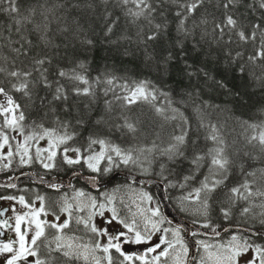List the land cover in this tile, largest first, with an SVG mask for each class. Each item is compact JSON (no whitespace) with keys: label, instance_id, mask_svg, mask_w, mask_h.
Here are the masks:
<instances>
[{"label":"snow or ice","instance_id":"6c2138e0","mask_svg":"<svg viewBox=\"0 0 264 264\" xmlns=\"http://www.w3.org/2000/svg\"><path fill=\"white\" fill-rule=\"evenodd\" d=\"M100 3L118 9L129 29L114 39H106L105 43H134L146 64H154L157 71L168 74L171 65L179 63L189 79L192 76L199 78L202 73L205 80L228 88L223 80H216L203 66L195 68L187 58L189 42L193 51H200L207 45L209 51L204 53L205 56L212 55L211 49L215 45L218 52L224 53L227 66H235L240 76L247 75L264 89V0H249L247 4L245 0H100ZM241 6L259 15L260 20L241 21ZM85 7L94 11L96 4L93 0H31L24 7L19 0H0V13H7L13 21L10 29L0 30V167L8 169L13 159L18 158L20 165L39 160L45 169H50L56 166L60 152L67 164L83 161L92 172L102 173L112 170L111 167L101 168L102 162L116 167L127 166L138 162L137 153L145 158L159 154L174 163L189 162L191 171L184 178L186 182L202 177L197 181L199 186L182 200L198 203V212L205 218L209 215L210 201L217 196L223 198L224 206L220 211L226 220L232 217L233 208L241 203L244 205L240 208L241 215H247L254 207L264 210V167L257 168L254 164L256 160L264 164V119L240 121L241 142L238 138H229L226 122L213 119L217 110L224 109L203 100L197 87L191 91L182 90L177 98L151 80L125 79L107 71L93 79L88 75V61L75 56L68 66H57L55 77H51L52 56L47 52L33 54V49H59L61 45L54 42L57 36L69 39V46L73 48L77 44L85 51L94 48L96 41L88 35L89 31L95 35L93 26L89 24L86 28L71 14V9ZM119 19L105 8L104 37H113ZM161 45L163 51L158 52ZM248 47L252 48L251 53L247 51ZM5 48L11 55L4 52ZM123 54L130 52L125 49ZM23 58L28 62L25 63ZM43 89H47V93L41 96L39 91ZM98 89L104 96L112 94V100L105 101L106 112H112L113 103L119 101L126 110L142 104L155 113L159 130L153 128L150 133L141 128L143 122L139 118L133 120L127 114L120 117L123 123L113 126L122 132L126 130L133 138L142 133L153 135L155 139L151 145L123 148L106 136L93 134L87 138L86 147L74 146L70 142L79 133L71 121L56 116L53 128L46 127L43 119L25 123L28 116L21 98L33 106L38 100L47 116L56 112L57 102L70 112L72 104L68 102L72 96L95 101ZM186 107L192 109V116L184 110ZM91 111L89 106L88 112ZM259 111L264 115V108ZM106 120L107 117L102 116L96 123L103 124ZM75 123L79 126L86 123L84 113H80ZM168 125H171V131L167 132L165 141L163 132ZM42 140H47V147H39ZM69 152L75 153V157L68 156ZM237 171L239 178L229 187L228 180ZM92 180L94 183L95 178ZM49 186L59 190L58 185ZM0 187L15 188L16 185L0 184ZM119 191L102 194V200H98L77 190L71 197L74 203L69 202L67 196L61 198L59 212L46 207L44 196L37 197L39 207L23 195L0 196V200L16 201L26 209L20 212L13 207L14 217L0 219V237L7 231L15 234L14 238L0 240V257L4 264H136L137 261L139 264H189V247L180 235V229L162 228L164 220L158 208L147 215L139 205L138 211H132L129 205L130 216L122 215L116 205ZM139 196L142 200H152L146 192ZM120 203H124L123 198ZM6 211L0 210V217ZM106 211L110 212V218L105 216ZM50 214L54 217L51 221L47 219ZM61 215L65 216L63 220ZM97 216L108 225L119 224L124 231L112 232L99 227L95 222ZM260 216L264 223V211ZM201 226L210 228L214 238L220 236L217 226L211 225L210 221ZM157 233L160 234L158 242L153 243ZM127 244L147 247L142 253L130 254L124 249ZM197 244L202 249L198 264H264V246L252 243L241 234H232L216 243L198 240ZM250 252L251 258L242 262V257Z\"/></svg>","mask_w":264,"mask_h":264},{"label":"trees","instance_id":"16d2710c","mask_svg":"<svg viewBox=\"0 0 264 264\" xmlns=\"http://www.w3.org/2000/svg\"><path fill=\"white\" fill-rule=\"evenodd\" d=\"M19 2L27 7L31 0H19ZM75 2V0H72ZM96 4V8L93 11L87 7L83 9H71L72 16L78 17L80 21L87 28L91 24L94 28L95 35L92 31L88 32L92 38L96 41L95 47L88 51H85L78 44L73 48L69 46V39L57 36L54 42L60 44L59 49H41L34 48L33 54H43L47 52L48 55L52 56L53 63L50 69L51 77H55L57 66H68L75 58L88 61V75L91 78H95L98 75L107 71L108 73H115L117 76L123 77L125 79L131 80H151L155 82L160 87L164 88L166 91H171L173 96L179 97L182 94V90L191 91L193 87L200 89V94L203 100L208 101L212 105L218 106V109H224V111L217 110L213 119L219 120L221 123L226 122V134L230 139H239L243 141V136L241 135L242 129L240 127V121L243 120H255L259 121L264 119V115H261L260 109L264 108V89L260 88L256 82L249 79L247 75L240 76V74L235 70V66H227L224 60V53L218 52L215 45L212 46V55L205 56L204 53L209 51L207 45H204L200 51H193L192 44L189 42L186 47L188 48V59L193 63V66L199 69L201 66L205 67L216 80H223L228 88H221L211 81H207L203 78V74L197 76H192L189 79L182 71V65L179 63H174L171 65L168 74L163 71H157L154 64H146L143 55L140 51L136 50V45L134 43L129 44L127 42L121 41L118 45L105 43L106 39H114L118 37L122 31H127L128 26L125 23V18L116 8H113L111 4L107 6L100 3V0H93ZM249 0H245L247 4ZM105 8L108 11L113 12L114 17L118 16L119 22L118 27L115 29L114 35L111 38H106L103 35V22H104V12ZM239 12L242 14L239 16L241 21L247 23L248 21H259L260 16L254 12H250L247 8L241 6ZM12 19L7 13H0V30L7 31L12 27ZM132 32L135 31L134 28L131 29ZM35 40V37H33ZM75 43V42H73ZM234 47V46H233ZM164 46L161 45L157 51L162 52ZM127 49L130 54L124 55V51ZM247 51L251 53L252 48L248 47ZM6 54L8 53L7 48L4 49ZM59 53V55H53V53ZM63 57V59H62ZM25 63L28 62L27 58H23ZM239 93L237 96L235 93ZM47 93V89L39 91V95L43 96ZM17 96L20 94L17 93ZM112 94L109 93L108 96H104L102 90L98 89L97 98L92 101L89 97H76L72 96L68 103L72 104L71 111H65L60 102H57V110L55 113H48L45 116V110L41 109L39 101L33 106L26 99L21 98V103L26 104V114L28 119L25 123L31 124L32 121L39 122L43 119L46 127L53 128L56 126L55 117L59 116L61 120H68L75 126V130L79 135L70 143L74 146L86 147L87 138L93 134L99 136H106L112 142L120 145L123 148H138L143 145H151V142L155 137L153 135L141 134L138 138H133L131 135L123 132L118 128L113 126L117 123H123L120 119L122 114H127L133 120L139 118L143 123L140 125L141 128L145 129L146 133H150L153 128L159 130L155 113L147 105H133L131 109H124L120 105L122 102L115 101L113 103V111H105V101L112 100ZM91 107L92 111L89 113L88 108ZM189 116H192V109L186 107L184 109ZM80 113H84V119L86 123L83 126L76 125V119L79 118ZM106 116L107 120L103 124H97L96 121L102 117ZM195 123V120H193ZM171 131V125L166 127L163 132V139L167 140V132ZM159 143V141H157ZM201 146H203V140L200 141ZM98 150V149H97ZM87 153H85L86 155ZM139 156L138 162L136 164L123 165L119 167L115 165H108L106 162L101 163V168L111 167V172L99 173L101 179L107 180L116 171H124L126 173L134 174L139 177L155 179L162 184H164L170 203L177 209H182L186 211L187 214L191 216L189 219L193 224L205 230L211 232L210 228H204L201 225L205 222L211 223V225L217 226V231L222 230L227 226L232 227H243L250 230H264V223H261L262 217L260 212L263 211L259 207H254L251 212L247 215L240 214V208L244 205L241 203L233 208V215L230 219H225L220 211L221 207L224 206L223 198L217 196L210 201L209 215L207 218L200 215L198 209L200 205L198 203H191L189 201H183L182 197L189 194L194 187H198L197 181L202 177H197V181H185V176H187L191 171V166L188 161H177L171 162L166 157L153 154L141 155ZM253 163V162H249ZM56 166L49 171H44L39 169V167H34L29 169L33 171L37 176L50 178L54 176L66 177L74 171H81L82 173H89L87 168L82 165H69L67 164L61 153L58 152V156L55 160ZM255 167H264L259 160L254 162ZM247 167V165H245ZM239 178V172H234L228 180V186L234 185ZM75 184L81 188H85L79 182ZM183 184L184 187H180ZM175 185V186H170ZM21 187L26 186L35 190L36 194H44L48 198L47 206L56 210L57 199L59 197L58 193L51 192L44 187L35 186L30 181H22ZM128 187V182L122 178L114 180L111 184L106 187L107 194H111L116 189H122ZM145 190L152 194L150 189ZM1 193V191H0ZM11 193V192H8ZM118 193V192H117ZM245 237L251 239V242L260 244L264 243L263 237H251L246 234H241Z\"/></svg>","mask_w":264,"mask_h":264},{"label":"rangeland","instance_id":"374dc122","mask_svg":"<svg viewBox=\"0 0 264 264\" xmlns=\"http://www.w3.org/2000/svg\"><path fill=\"white\" fill-rule=\"evenodd\" d=\"M14 135V134H13ZM20 139V138H18ZM16 141H13V144H15ZM39 147L41 148H44V147H47V140H42L39 142ZM35 149H33V153H34ZM46 155V154H45ZM68 156L70 157H75V153L73 152H69L67 153ZM58 156V154H57ZM61 156L63 158V154L61 153ZM57 158V157H56ZM64 160V159H63ZM38 163H41L39 160H36ZM45 162H48L45 160ZM83 161L80 163V164H77V165H82ZM16 164H19L18 163V158H15L13 159V164L10 168L8 169H5V171H7L8 173H12L13 172V168L15 167ZM27 166H29L30 164H26ZM86 165V164H84ZM24 166V165H22ZM25 167V166H24ZM1 168V167H0ZM120 189V188H119ZM141 192H144L142 190H133V189H130V186L128 187H124L122 189H120V191L118 193H116L117 195V201H116V205L118 207V209L121 211L122 215H125V216H130V213L128 212V207L127 206H131L132 208V211H138L139 209L137 208V205H139L140 208L146 210V214L147 215H151V211L152 209H155L154 206H153V201H146V200H142L139 196V193ZM105 194V193H103ZM148 194V193H147ZM149 195V194H148ZM150 196V195H149ZM100 199L98 200H102V196H99ZM123 198V201L124 203L121 204L120 203V199ZM139 199V200H138ZM133 201H135V203H133ZM74 203V202H73ZM1 206H6V207H9L11 208V210L13 209V207H15L18 211L20 212H23V211H26V209H23L18 203H16V201H7L5 203H0ZM35 206L36 207H39L40 206V202H36L35 203ZM264 211V210H263ZM13 212V211H12ZM77 214H81V213H77ZM110 212H105V216H108L110 218ZM65 217L61 218L62 220L64 219ZM48 220H53V217H50L48 218ZM96 224L101 227V228H108V226L106 227V223L104 221L103 218L97 216V219H96ZM111 226H114V227H119L121 229V231H124V229L122 228V226H120L119 224L113 222V224H111ZM109 229V228H108ZM110 231V230H109ZM155 237V236H154ZM153 237V238H154ZM133 246V247H132ZM124 247H129L127 249V252L130 253V252H133V253H140L141 252V247L140 245H135V244H127V245H124ZM132 248H135L134 250H132ZM130 251V252H129ZM202 255V254H201ZM251 252L245 256V257H242V262L243 261H246L247 259H250L251 258ZM121 259V258H120ZM0 264H4V259H2V257H0Z\"/></svg>","mask_w":264,"mask_h":264},{"label":"water","instance_id":"95a60500","mask_svg":"<svg viewBox=\"0 0 264 264\" xmlns=\"http://www.w3.org/2000/svg\"><path fill=\"white\" fill-rule=\"evenodd\" d=\"M118 177H123L125 178L129 183L131 184H138L140 186H149L154 190L155 193V197L159 203V206L161 208V211L163 213V215L167 218V219H171L175 225L181 227L183 230H187L186 229V223L180 219L175 212L173 211V209L171 208L168 200H167V196H166V192L165 189L163 187V185L155 180L152 179H143V178H139L137 176L134 175H129V174H125V173H117L115 174L114 177H112V179L109 181L111 182L112 180H114L115 178ZM30 179L32 181H34L36 184L38 185H52L54 183H62L64 184L65 182L67 184H70L71 180L73 178H77L79 179L82 183H84L85 185L89 186L92 190H97V183H98V179L95 178V182L93 183L92 178L93 177H86V176H81L79 173H75L72 174L67 180H63V179H53V180H41L38 179L34 176H32L31 174H22L19 175L18 177H16L13 181H11L10 183H3L0 182V184L2 185H8V184H15L17 183L18 180L20 179ZM108 182V183H109ZM0 188H10V187H0Z\"/></svg>","mask_w":264,"mask_h":264},{"label":"flooded vegetation","instance_id":"af4514ba","mask_svg":"<svg viewBox=\"0 0 264 264\" xmlns=\"http://www.w3.org/2000/svg\"><path fill=\"white\" fill-rule=\"evenodd\" d=\"M17 187H19V185L17 186ZM46 189H48V188H46ZM7 191V190H6ZM51 191V190H50ZM32 192H33V190L31 189V188H29V187H21V189H19L18 190V193H14V194H10V193H5V192H1L0 193V196H8V195H12V196H16V197H19L20 195H23V196H25V198L27 199V200H29V201H33V202H40L39 200H37V197H35V198H33V199H31L34 195H32ZM51 192H55V193H58L59 194V197H58V199H57V206H56V212H59V205H60V203H62V197H64V196H66V193H67V190H66V188L64 189V187H60L59 186V190H57L56 188H55V190H52ZM45 197V205H46V207H48L47 206V200H48V198L46 197V196H44ZM35 200H37V201H35ZM11 202V200H0V203H5V202ZM50 207V206H49ZM50 208H52V207H50ZM3 209H7V211L5 212V215L3 216V217H0V219H8V218H10V217H14V213L12 212V210H11V208H9V207H6V206H1L0 205V210H3ZM53 209V208H52ZM53 217V216H52ZM43 218V217H42ZM54 218V217H53ZM61 218H62V216H61ZM62 220V219H61ZM163 228H168L169 230H172V228H171V226H170V224H167L165 227H163ZM113 230V229H112ZM114 232H115V230H113ZM14 233L13 232H11V231H7L6 232V234H5V236L4 237H0V240H7V239H11V238H14ZM159 233H157L156 234V237H155V240L153 241V243H156V242H158V239H159ZM171 235V231L169 232V236ZM181 235V234H180ZM182 236V235H181ZM147 247V245H142L141 246V253L143 252V250L145 249Z\"/></svg>","mask_w":264,"mask_h":264},{"label":"bare ground","instance_id":"6f19581e","mask_svg":"<svg viewBox=\"0 0 264 264\" xmlns=\"http://www.w3.org/2000/svg\"><path fill=\"white\" fill-rule=\"evenodd\" d=\"M139 200V199H138Z\"/></svg>","mask_w":264,"mask_h":264}]
</instances>
